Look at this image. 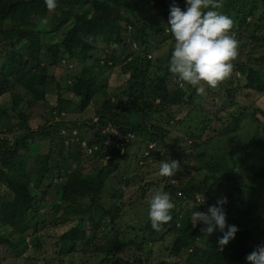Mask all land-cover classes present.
Segmentation results:
<instances>
[{
	"label": "trees",
	"instance_id": "obj_1",
	"mask_svg": "<svg viewBox=\"0 0 264 264\" xmlns=\"http://www.w3.org/2000/svg\"><path fill=\"white\" fill-rule=\"evenodd\" d=\"M223 1L225 5L222 7V13L229 16V11H233L235 21L231 18L233 24L230 34H233L238 41L242 55L240 59L234 58L231 61L233 69L225 78L226 81L221 82L229 101L223 102L222 108L216 110L217 104L221 101L220 95L211 100L210 105H216L212 107L204 105L202 97L194 88L188 92L182 89L184 85L178 86L177 78L171 80L175 86L168 88L169 74L174 75L168 72L167 66L154 68L152 77H157V83L148 75L142 76L144 64H146L144 73L148 72L151 65V59L147 54L156 49V43L166 41L167 38H170L172 43V37L167 31V21L160 22L159 25L150 22L138 26L135 16H132L136 14L132 9L137 10L139 3L149 0H55V7L51 9L46 6L45 0H0L2 37L0 98L8 94L11 96L7 103L0 102V228L2 229L0 245L9 246L13 250L22 245L23 251H26L28 242H31L35 251H39L45 242L41 241L40 230L56 226L59 221L56 216L62 212L69 214L63 215L66 216L67 221L74 219L76 224L60 236V242H66V247L53 251L49 255L51 262L46 261L47 264H84V260L79 262V257L81 254H86L87 250L96 251V256L102 254L98 264H132L128 259L115 254L122 243L130 239L126 238L127 232L131 231L130 233L133 234L131 240L140 238L142 244L146 241H160L171 230L174 231L173 240L166 248L169 254L183 259V264H230L231 261H225L224 258L228 251L226 249L229 251L234 249L237 252L239 256L237 264H246V255L257 245L264 243V127L262 125L253 133H248L251 138L239 144L237 148L220 153L210 150L211 155L198 146L199 140L202 139L201 134L196 135L193 132L190 134L192 142L189 146L193 150L199 149L195 157L199 161L195 171L204 172L205 168L213 170L207 174V177L211 183L221 187L222 190H217L218 197L226 198L227 202L223 205L226 224L238 227L234 238L227 245L218 246L217 239L222 235L220 232L214 231L211 235H207L201 231L204 227L202 223L195 227L190 224L195 210L206 212L208 206L214 205L217 201L210 203L207 199L201 201L202 203L196 202V195L204 194L205 189L208 188L206 182L194 181L189 172H187L188 176L185 171L183 173L188 179H185L184 183L181 181L172 183L174 175L165 177L167 182L164 190L168 191L170 199L175 204L170 210L171 220L163 223L159 230L151 228L148 217L143 226L135 225L138 224L137 222L123 224L119 222L125 211L123 207L127 205L132 208L133 201L124 198L119 189L114 187H109L112 191L111 203L108 206H105L108 204L106 198L101 196L106 185H110L107 183L112 172L110 166L120 151L110 152V159L104 164L93 165L90 172H83L87 171L82 168L86 160L92 158L93 161H98L99 156L105 155L100 150L94 152V155L87 154V146L100 143L106 135L102 134L99 128L93 132V138H89L86 146L82 145V138H79L69 150L70 145L67 149L63 147L65 137L61 133L65 128L67 129L66 126L69 131L72 128L82 129V126L78 122L55 119L57 115L59 117L64 115V110L83 111L90 99H93L94 91L101 89L103 83L95 72L96 66L100 67L96 60L87 66L85 73L81 68L72 73L71 70L66 69L59 78L53 73V63L59 64L62 54L67 55L68 52L67 57L71 58L74 56L73 51H80L78 61L82 66L84 59L89 55L92 56L90 52L97 50L94 42L101 37L107 42L104 58L106 61L110 60V66H114L122 56L125 58L131 56L129 60L131 66H124V73L128 74L123 88V96L127 97L126 105L121 106L124 108L119 110L118 103L107 99L105 104L96 110L97 121L92 125L105 127L110 121L124 133L133 131L137 135L148 134L149 139L157 142L158 145L167 143L169 152L173 151L172 158L180 164V173L183 169L181 163H183L184 148L178 143L177 138H169V129L162 124L152 123L150 121L152 117L161 116L165 112L167 122V119L173 120V116L181 107L188 111L200 110L205 116L199 123L202 131L212 130L213 122L220 121L223 126L219 127L217 133L229 135L230 140L236 143L237 139H240L241 122L247 117L242 118V116L249 112L248 120L251 117L254 121H258L252 106L259 104L260 107V97L264 98V0ZM154 2L165 15L169 14L171 4L179 5L182 10L184 5L183 0H154ZM47 19L51 23H46ZM63 24L66 33L61 42L63 46L60 43L58 46L56 44L55 51L50 53L46 48L50 38L45 42L41 30L45 27L55 33ZM234 24L236 27L233 26ZM8 25L16 27V32L19 34L18 42H15L8 30L4 29V26ZM23 41L26 43L19 52L17 46ZM171 47H168L167 60L171 55ZM40 55L48 56L51 59L50 63H41ZM158 70L161 73L157 76ZM237 74L244 78V83L236 82L238 86H235L230 78L237 77ZM50 85L58 87L56 105L48 106L45 100L46 109L36 116L35 128L30 127V113L27 109L35 100L45 98V92L51 90ZM237 88L256 93V100H259L242 107L241 111H227L221 114L233 105ZM152 90H154L153 95L146 99L144 97L145 101L142 102L140 93L147 94ZM67 91L68 94L69 91L71 92V96L78 98L77 102L73 97H67ZM155 98L159 101L155 102ZM224 106L227 109H224ZM258 109L264 114L261 107ZM132 119L133 121L137 119V123L132 122ZM91 121L92 119L88 118L87 123L83 122L82 125L87 127ZM181 121L178 119V123ZM41 141L47 143L46 152L40 151ZM55 145L56 149L52 151ZM255 148L260 151V161H254L248 155L249 149L254 151ZM56 154L61 158V162L56 166L58 169H55L53 164ZM241 162L243 165L240 164ZM245 175L248 178H245ZM55 176L58 179H54ZM123 182L129 183L130 180L125 178L118 183ZM58 184H60L57 187L60 197L57 202L50 204L52 200L47 202L46 189H52ZM181 197L186 203L183 207L177 208L176 203L182 200ZM241 204H246V207L241 212L235 211L237 205ZM51 213L53 215L49 219ZM86 214L92 216L88 220V227L81 225L84 220L87 221ZM83 215L86 217L83 218ZM250 222H252L251 227ZM169 224L171 225L167 226ZM80 226L84 228L81 229ZM138 231L140 232L137 233ZM8 233L12 234V239H9ZM141 233H144L142 237ZM147 252L153 254L154 251L147 249ZM35 257V252L33 256H25L26 260ZM143 260L148 262V256Z\"/></svg>",
	"mask_w": 264,
	"mask_h": 264
},
{
	"label": "rangeland",
	"instance_id": "obj_2",
	"mask_svg": "<svg viewBox=\"0 0 264 264\" xmlns=\"http://www.w3.org/2000/svg\"><path fill=\"white\" fill-rule=\"evenodd\" d=\"M183 4H184L183 9H184L185 7L184 0H183ZM212 5H214L215 10L222 13V7L225 5V2L223 0H216V1L212 0ZM206 10L207 9H205V11ZM85 11H88V10H85ZM132 11L136 12V14L132 16L133 17L135 16L134 18L136 19L138 26H144L145 24H148L150 22H155L159 25L160 22H166L168 19V15H165L162 12H160V9L156 6L154 0H149V2L139 3L137 10L132 9ZM232 12H233L232 10L229 11V16L230 18L234 20ZM248 18H246V20H248ZM48 22L51 23L49 19L46 20V23ZM64 26L65 24L59 27V29L55 33L50 31L49 28L47 29L45 27H43V29L41 30L42 37L45 42L48 40V38H50V42H48V44L46 45V48L50 51V53H53L55 51L54 46L56 44L58 46L59 43L61 44V42L64 40L66 36V33L64 31L65 30ZM233 26L236 27V24H234ZM129 28H130V25L128 26V29ZM4 29L8 30V33L11 34L12 39H14L15 42L19 41L18 40L19 34L16 32V27L8 25V26H4ZM41 41H42V38H41ZM1 42H2V37L0 35V47H1ZM65 42L67 43V41ZM25 43L26 41L19 42L17 46V49L19 52L23 50ZM94 44H95V49L97 50L90 52L92 53L91 54L92 56L89 55V57H86L84 61L82 62V66L80 65L81 63L78 61V58L80 56V51H73L72 54L74 56L71 58L67 57V55L69 54L68 52H67V55L62 54L61 55L62 59L60 63L59 64L55 62L53 63L54 65L53 73L56 78H59L66 71V69L71 70V73H72L76 70L79 71L81 68V71L85 73L87 66L93 63L94 60H96L100 65V67L96 66L95 72L97 73L99 79L102 80L101 82L103 84L101 85V89L94 91L93 96H92L93 99L92 98L90 99L88 105L83 111L64 110L63 111L64 115H61L62 116L61 119H64L66 121L70 120V121L78 122L82 126L81 127L82 129H79V128L74 129L73 133L78 131L77 134L84 138L82 139L84 140L83 143L87 142L85 139H89L93 136V132L98 130L97 129L98 127L102 129V132H110V130H108L110 127H112L113 129H116L114 128V126L111 124L110 121L108 122V127L106 128H102V126H99L98 124L97 125H92V124L93 122L97 121L96 110L101 108L105 104L107 99H109L110 102L114 100L115 103H118L120 106H118L117 109L121 110L122 108H124L121 106L126 105L127 97L123 96V88H124V85H125V82L128 76L127 73H124V66H127V67L131 66V64L129 63L131 56H127L126 58L122 56L120 60L117 61L114 66H110L111 65L110 60L106 61L104 58V54L107 51L106 40L104 39L102 40L101 37H99L97 41L94 42ZM169 46H172V43L170 42V38H167L166 41L162 40L156 43V49H153L154 51H149L147 54V57L151 59V65L148 69V72L144 73L146 70V66H145L146 64H144L143 70H142V76L148 75L151 77L152 81L154 82L156 81L157 83V77H152L153 72L155 70L154 68L157 66L161 68H164L165 66H167L168 60L166 58V54L168 53ZM237 52L238 54L235 58L238 60L240 59L239 57H241L242 55V52H240L239 47L237 49ZM40 56H41V63H46V64L50 63L51 59L48 56L46 55L44 56L40 55ZM160 73L161 72L159 71L157 72L156 75L158 76V74ZM175 78H176L175 76H171L169 74V77L167 80L168 88H172L175 86L174 82H171V80L173 81V79ZM145 79L147 78L145 77ZM151 79H148V80L151 81ZM176 80H177L178 86L184 85L183 86L184 88L182 89L188 92H191L193 90V87L187 84H182V82H180L178 79ZM230 80L233 81L232 83L235 86H238V84H235L236 82L239 84L244 83V78L239 76V74H237V77L235 78L234 77L230 78ZM225 81L226 79L218 82L215 88H211L207 86L206 84L204 85V91L199 93V95L202 97L203 103H205L204 105L215 107L216 106L215 104L213 105H210V104L212 103L211 100L214 99L218 95H220L221 101L217 104L216 110L220 107L222 108V104H224L223 102L228 103L229 97L227 95V92L223 89L224 88L223 84H221V82H225ZM49 88L51 90H48L45 92L44 99L42 98L37 101L35 100L33 104L29 106L27 109L28 112L30 113V116H29L30 117L29 118L30 127L35 128L36 116L42 114L44 110L46 109L47 105L45 103V100L47 101L48 106L56 105V96H57L56 89L58 87H56V85H50ZM70 93L71 92L69 91V94H68V91H67V97L69 96L73 97L71 96ZM153 93H154V90L148 92L147 94H145L144 92L140 93V99L143 100L144 97L145 99L146 97L149 98V96H152ZM256 97H257L256 93H250V92H247L246 90L245 91L238 90L237 88V90H235V98H234L233 105L228 109L224 106L225 107L224 109H227V110L224 112H221V114H225L227 113V111H231V112L241 111L242 107L251 105L252 102L256 100ZM10 99H11V96L8 94V95L1 97L0 102L7 103L8 101H10ZM73 99L76 102L78 100L77 97H73ZM145 99L142 102H144ZM258 100L259 99H257L256 101ZM158 101L159 99L155 98V102H158ZM259 102L261 104L260 107L263 109L262 112H264V98L260 97ZM7 106H9V104ZM252 107L254 109L253 111H256L255 115L256 117H258V121H254L251 117H249V120H248L249 115L247 114L249 112L243 115L242 118H244L245 116L247 117H246V120L244 118L243 121L241 122V127H239L240 139H237L236 143L230 140L231 137L229 135L226 136L225 134L217 133V130L219 129V127L223 126L221 125L220 121L213 122L212 130L207 129L206 131H202L199 123L203 121L202 119H204L205 116L200 110L188 111V109L181 107L180 110L173 116L174 117L173 120L170 121L167 119V122H166L165 112L162 113L161 116L156 115L152 117L150 119L152 123L162 124L164 127L169 129V138L170 139L177 138L178 143L182 145V147L184 148L183 159H182L183 163H181L182 164L181 168H183L182 172L181 173L179 172L180 164L178 163V169L176 173L174 174L171 182L178 183L179 181H181L184 183L185 179L187 180L188 178L183 172L184 171L186 173L189 172L190 177L192 176L194 178V181H197V182L204 181L206 182V184L209 185L208 188L205 189L204 194L198 193L196 195L197 196L196 202L199 203L202 200H207V199L210 200V203H213L214 201H216L217 198H219L217 194V190L220 191L221 187H219L215 183H211V180H208L207 174H209L213 170H209L208 168H205L206 170L204 172L195 171V167L199 162L197 161L195 157L199 149L193 150L189 146L192 142V138L190 137V134L192 132L195 133L196 135L201 134L202 139L199 140L198 146L200 149L204 148L205 150H207L206 153L208 155H211L210 150H216L215 153L225 152L226 150L227 151L233 150L234 148H237L239 144L243 143L244 141H248L251 138L249 134L257 130L259 126L262 125L264 127V114H262L261 110L258 109L260 108L259 104H254ZM8 108H11V107H8ZM120 113L123 114L122 112ZM55 115H56V112H55ZM57 118H60V117L57 115L55 116V119ZM88 118L92 119V121L89 122L87 127H85L82 125V123L83 122L87 123ZM178 119H181L182 121L178 123ZM126 120H130V119H126ZM132 122L137 123V119H134V121L132 119ZM214 127H216V129H214ZM129 133H133L134 137L130 138L125 143V146H123L124 149L119 150L120 152H119V155L116 157V160H114L111 163V166H110V169H112V172L110 175L111 177H109L107 181V183L110 185H106V188L102 190L101 196L103 198L104 197L106 198V202L108 204L106 203L104 204H106L105 206H108L111 203L110 194L112 191L110 190L109 187H114L116 189H119V192L123 194L124 198L126 197L127 200L129 201L131 200L134 203L132 204L133 205L132 208H129L127 205L126 206L124 205L123 210L125 211L122 214L119 222H123V224L124 222L125 224H134L135 222H137L138 224H135V225L143 226V223L147 220V217H148L147 215L148 205H149L151 195L157 190L168 193V191L164 190V187L166 186V182H167L166 178L158 175V168H159L158 162L166 158L174 159L171 156L173 151L171 150L169 152V149H167V143H162V145H158L157 142L151 141L149 137L147 136L148 134L147 135L145 134L137 135L133 131ZM61 134L65 136V139L76 140V137L75 136L73 137L71 135V132L66 128H65V131ZM55 141L56 140H54V142ZM45 145H47V143L41 141V147H40L41 153L46 152L47 146ZM64 145L65 146L70 145L69 150L73 148L74 146L71 143H65ZM55 149H56V145L54 149H52V151H55ZM248 155L254 161H260V151L257 150L256 148L254 151H251L249 149ZM246 156H247V153H246ZM98 158H99L98 161L97 160L93 161L92 158H89L88 160H86L82 164V168L84 167L85 169L84 168L83 169L87 171H83V172H90L92 170L93 165H101L105 163L104 158H101L100 156ZM54 159L55 160L53 161V164L55 166V169H58L56 166L58 165L59 162H61V158L58 154H56ZM248 163H251V162H248ZM240 164L243 165V162H241ZM66 167H67V164L65 165V168ZM189 174L187 173L188 176ZM53 178L58 179L57 176ZM125 178L126 179L128 178L130 182L129 183L123 182L122 184L118 183L120 180L121 181L125 180ZM245 178H248V177L245 175ZM192 183H195V182L192 181ZM59 185L60 184H58V186L55 185V187H53L52 189L50 188L46 189L47 191L46 194L48 195L47 202H50L52 200L50 204L57 202L60 197V193L58 192L59 188H57L59 187ZM122 201L123 199L121 200V202ZM232 201L234 202V199ZM185 203L186 201L184 200V198H182L180 202L176 203L177 208L179 207L181 208V206L183 207ZM237 206L238 208H235L236 209L235 211L241 212L246 207V204L245 205L241 204ZM59 213L60 214L56 216V218H58L59 220L56 226H49V227H45L42 230H40L39 235L41 236V241H45V242L39 251H35L31 242H28V247L26 251H23L22 245H19L14 250L10 248L9 246L0 245V264H47L46 261L51 262V260H49L50 259L49 255L53 253V251H56L57 249L60 250L61 248L66 247V242L64 243L62 241L60 242L59 240L60 236L66 230H68L70 227H73L76 224V221L74 219L67 221L66 216H63V215H69V214H63L62 212H59ZM52 215L53 214L51 213L49 216V219L52 218ZM87 216H88L87 221L84 220L81 223V225L88 227L89 226L87 225L88 220H90L92 216L91 215H87ZM72 217H74V215ZM82 217L85 218L86 216L83 215ZM199 223L200 222H197L195 225H193V223H190V224L195 227ZM251 224L252 222L249 223L250 227H251ZM170 225L171 224L167 226H170ZM121 227H123V225ZM80 228L83 229L84 227L80 226ZM1 231L2 229L0 228V232ZM130 232H127L128 235H126V238H130V239H126L122 243L121 248L117 250L115 253L119 257L128 259L130 262H132V264H183L184 263L183 259H180L179 257L175 255L169 254L170 252L166 248L167 246H169V244L173 240V233H174L173 230H171V232H169L164 237V239L160 241H155V242L146 241L142 244L140 243L141 241L140 238L136 240H131L132 239L131 237H133V234ZM139 232L140 231H138L137 233ZM2 233L5 234L4 232ZM142 234L144 233L140 234L141 237L143 236ZM8 237L9 239H12V234L8 233ZM147 249L153 250L154 251L153 254L152 253L149 254V252H147ZM226 250L228 251L225 254L226 257H224L225 261L229 260L231 261L230 264H237L239 262V259H238L239 256L237 252L234 251V249L230 251L229 249H226ZM34 252H35L36 257L26 260L25 256L26 255L33 256ZM101 256H102L101 253H99V255L96 256V251L87 250L86 254H83V255L81 254V256L79 257V262L84 260L85 262L84 264H98L99 260L101 259ZM145 256H148V260H149L148 262L143 260ZM73 264H76V263H73Z\"/></svg>",
	"mask_w": 264,
	"mask_h": 264
},
{
	"label": "clouds",
	"instance_id": "obj_3",
	"mask_svg": "<svg viewBox=\"0 0 264 264\" xmlns=\"http://www.w3.org/2000/svg\"><path fill=\"white\" fill-rule=\"evenodd\" d=\"M45 3L49 9L55 7V0H45ZM184 3L183 10L175 3L169 6L167 31L172 37V47L167 69L182 84H187L197 93H201L204 91L205 84L215 88L218 82L229 76L233 69L231 61L238 54V41L234 35L230 34L232 19L215 10L212 0H184ZM106 127L108 125L102 128ZM114 128L120 130L115 126ZM74 129L76 128L70 130L71 135L75 136L76 140L84 139L77 134L78 131L73 133ZM100 132L106 135L105 139L100 143L87 146L86 151L87 154L94 155V152L97 153L100 150L105 153L101 158L106 161L110 159V152L121 148H115L112 145V148L106 149L104 141L109 132H102V129ZM76 140L64 138V144L73 145ZM85 140L89 141V139ZM83 141L82 145L86 146L87 142L83 143ZM63 147L69 148L68 145ZM158 163V175L161 177H172L178 169V162L174 159L166 158ZM226 202V198H219L214 205L208 206L206 212L195 210L191 217L193 225L197 222L204 225L201 231L205 234L211 235L214 231L222 234L217 239L218 246L227 245L238 231L236 225L226 224V214L223 209ZM173 208L174 204L167 192L155 191L151 195L147 213L151 228L159 230L163 223L170 221L172 218L170 210ZM245 261L246 264H264V243L257 245L248 253Z\"/></svg>",
	"mask_w": 264,
	"mask_h": 264
},
{
	"label": "built area",
	"instance_id": "obj_4",
	"mask_svg": "<svg viewBox=\"0 0 264 264\" xmlns=\"http://www.w3.org/2000/svg\"><path fill=\"white\" fill-rule=\"evenodd\" d=\"M108 130H110L108 137L104 141V147L106 149L112 148L115 146V148H123L125 146V143L130 139L134 137L133 133H122L118 129H113L110 127ZM113 145V146H112ZM91 149L89 148V152Z\"/></svg>",
	"mask_w": 264,
	"mask_h": 264
},
{
	"label": "crops",
	"instance_id": "obj_5",
	"mask_svg": "<svg viewBox=\"0 0 264 264\" xmlns=\"http://www.w3.org/2000/svg\"><path fill=\"white\" fill-rule=\"evenodd\" d=\"M61 117H62V116H60V118H57V119H61ZM68 122H69V121H68ZM66 127H67V129H68V126H66Z\"/></svg>",
	"mask_w": 264,
	"mask_h": 264
}]
</instances>
